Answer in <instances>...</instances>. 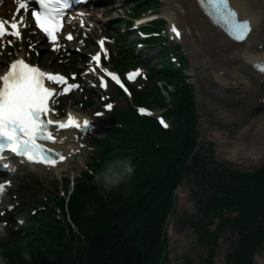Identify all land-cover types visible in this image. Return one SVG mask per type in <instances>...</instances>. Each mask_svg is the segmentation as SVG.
Listing matches in <instances>:
<instances>
[{
	"label": "rangeland",
	"instance_id": "rangeland-1",
	"mask_svg": "<svg viewBox=\"0 0 264 264\" xmlns=\"http://www.w3.org/2000/svg\"><path fill=\"white\" fill-rule=\"evenodd\" d=\"M97 2L90 6L89 15L94 17L93 20L87 23L88 26L76 29L73 34L76 40L64 43L60 49L45 48L40 43L23 49L18 43L14 48H6L8 45L3 49L0 47V59L6 61L1 66L0 75L10 61L20 56L43 70L66 75L70 84H78L79 87L72 89L69 95L55 96L51 116L54 122L60 123L69 115H77L91 125L75 176L66 170L53 173L47 169L17 164L12 165L9 171L0 172V186H4L5 182L10 184V188L3 187V191H0V222L7 223L10 234L7 240H0V256L4 257L7 264H34L33 259L37 264V254L58 250L59 245L54 244L56 241L66 242L67 247H72L75 242L72 236L83 235L84 230L91 232L101 228L94 223L101 222L96 214L88 218L87 212L81 215L87 205L73 214L72 221L70 214L74 211L72 204L69 207V202L77 199L80 200V206L83 204L81 195L72 199L75 187H89V193L92 194H83L84 197H96L93 203L98 206L99 196L103 199L104 209L112 205L111 199L116 198V195L120 200L135 203L138 198L131 195L135 192L131 190L132 185L139 180L136 171L130 181L114 189L116 195L114 192L102 194L100 189L99 195H96V191L93 192L95 188L97 190L94 184L81 182L86 179L84 176L90 177L92 181L90 170H98L109 159L131 158L128 154L111 151L109 143L117 129L147 131L154 137L156 147L167 148L169 152L174 143L170 134L180 130L179 110H186L189 111L187 117L191 114L194 118L196 141L193 152L188 154L186 160L185 170H190L179 178L171 193L174 210L167 215L162 225L161 242L156 251L158 263L228 264L227 257L237 247L239 237L225 218L232 219L236 213L223 211L219 216L209 214L208 207L214 192L203 184L199 175H206L204 177L209 183L218 171L224 168L234 170V165H229L219 157L221 145L212 137L215 134L225 136L230 148L237 136L244 131L250 132L262 122L264 85L251 81L246 90L232 92L220 89L215 83L211 86L206 78L198 77L190 58L188 60L186 49L172 39L169 22L164 17V0ZM258 5L254 8L250 6V11L256 17V23L264 25V5H260V2ZM263 29V26H259L251 46L257 47L260 40H264ZM102 39L106 41L107 58L98 44ZM97 53L101 57L99 65L91 59ZM131 70L141 75L136 82L126 84L124 75ZM109 72L121 80L128 89L127 93L106 75ZM101 80L107 85V91L100 89ZM187 97L192 99L191 108ZM108 104L112 105V109L106 108ZM161 120L167 124L164 130L160 129ZM102 143L107 144L104 153L101 152ZM193 158L194 162L191 160ZM262 164L264 160L258 165ZM144 175L143 178H147ZM182 193L186 198L183 204L178 198ZM116 208L119 207L101 212L106 216L105 220L110 219ZM84 219L88 226L79 223ZM20 220L22 224L18 223ZM249 226L253 232L264 229V219L253 221ZM213 232H216V236L214 234L210 239L203 236ZM61 248L65 250L64 245ZM251 258L252 264H260L258 260H264V245Z\"/></svg>",
	"mask_w": 264,
	"mask_h": 264
},
{
	"label": "trees",
	"instance_id": "trees-1",
	"mask_svg": "<svg viewBox=\"0 0 264 264\" xmlns=\"http://www.w3.org/2000/svg\"><path fill=\"white\" fill-rule=\"evenodd\" d=\"M166 71L169 70L166 69ZM187 99L190 107L192 99L190 97ZM188 113L189 111L179 110L180 130L175 131L179 134L171 147L173 149L169 152H167V148L156 147L154 137L147 131L134 132L117 129L109 146L111 151L130 155L139 176L137 183L132 185L131 192H135L131 195L138 199L135 203L125 199L120 200L115 194L116 191L112 190L109 193L114 192L116 198L112 196V205L105 210L103 199H100L99 196H97L100 200L98 206L93 203L96 197L94 199L84 197L83 194H92V192L89 193V187L85 189L75 187L72 199L81 195L83 204L80 206V200L77 199L69 202V207L72 204L71 208L74 211L70 214L72 221L76 211L87 205L85 211L81 213L83 215L88 211V207L94 205V214L92 215L96 214L101 218V222L94 223L101 228L91 230V232L84 230L83 235L72 236V240L75 241L72 247H67L66 242L57 243L56 241L54 244L59 245L58 250H51L42 255L36 253L37 256L35 254L37 264H159L156 251L161 242L164 220L173 211L171 193L179 178L181 179L190 170L188 168L185 170L186 160L196 141L193 127L194 118L191 114L187 117ZM166 134L168 135L169 132ZM102 144L101 152L104 153L107 144ZM167 153L168 156H165ZM191 160L193 161L195 158ZM218 172L209 183L205 178L206 175H204L205 177L199 175L203 184L214 192L208 212L210 215L216 216L221 215L223 211L229 214L236 213L232 219L225 218L235 228L239 237L237 247L227 257V263L252 264V255L264 245V229H257L253 232L249 226L253 221L264 219V168L253 173L242 174L229 171L226 168ZM140 173L145 174L147 178L144 179ZM84 178L86 179L82 180V184H93L90 177L84 176ZM93 192L99 195L98 188L97 190L95 188ZM90 203L91 205H88ZM145 204L147 205L142 210L141 207ZM114 206L119 208L114 209L110 219L106 218L105 220L106 216L101 212L109 211ZM134 207L136 210H130ZM86 217H91V215L87 214ZM79 223L88 226L85 219ZM216 232L210 235L207 232L203 236L210 239L214 234L216 236ZM61 245H64L65 250L61 248ZM33 263L35 264V259H33Z\"/></svg>",
	"mask_w": 264,
	"mask_h": 264
},
{
	"label": "bare ground",
	"instance_id": "bare-ground-1",
	"mask_svg": "<svg viewBox=\"0 0 264 264\" xmlns=\"http://www.w3.org/2000/svg\"><path fill=\"white\" fill-rule=\"evenodd\" d=\"M90 1L95 4L99 3L97 0H89V2ZM229 2L231 7L236 9L238 17H240L242 21L249 20L253 28L252 34L247 38L244 44L236 45L224 37L221 32L213 27L209 20L203 16L199 8H197L195 0H164V17L169 22L170 30L175 27L179 31V37L172 32V39L186 49L187 56H189L188 60L190 58L192 66L196 69V75L206 78L211 86H214L215 83L218 84L217 87L222 90H229L232 92L237 90L238 92L246 90L251 85V81L258 83V85H264V74L259 75L252 71V66L254 64L264 62L263 38L260 40L261 42L257 47L251 46L259 26L264 27V25H258L256 23V17H254L253 13L250 11V6L252 8L259 6L258 2H260V5H264V0H229ZM10 7L11 5L8 2L4 3L5 9H9ZM11 18L15 19V17ZM93 18L85 13L83 16V23H89ZM16 22L20 29V38L17 39L11 36L12 41L10 46H15L18 43L20 48L23 49L29 45L38 44L39 41L33 38L29 32L28 35L22 32L19 19L16 18ZM73 24L81 26V20H77L70 25L74 26ZM10 31L11 28L9 27V32ZM1 45L2 42H0V46ZM260 45H262V48H259ZM18 59L22 58L18 56L16 60ZM5 62L6 61L3 59H0V71L3 69L1 66L6 64ZM68 117L60 123H66ZM72 117L74 120L80 122L81 125L83 124L84 121L81 117L77 115ZM90 129L91 125L89 123L80 129L70 127L59 132H55V128L53 127L56 142L51 149L62 153L65 160L57 164L55 169H46L53 173L66 170L70 175L75 176L78 173L79 162L82 159L81 154L83 148L86 146L85 144ZM250 130V132L244 131L245 133L242 132L237 136L234 142H232L233 146L230 148L228 147V142L224 139L225 136L215 134L212 139H214L219 146L221 145L219 148V157L229 163V165H235L238 169H250L263 162L264 119ZM177 134L179 133L170 134L173 141L177 138ZM74 154L77 156L76 162L72 163V156ZM7 160L8 159L4 157L2 163H5ZM178 196L179 202L183 204V202L186 201L185 194L183 195L182 193V195L180 194ZM172 210H174V207ZM261 261L262 264H264L263 258ZM261 261L258 260L260 264Z\"/></svg>",
	"mask_w": 264,
	"mask_h": 264
},
{
	"label": "snow or ice",
	"instance_id": "snow-or-ice-1",
	"mask_svg": "<svg viewBox=\"0 0 264 264\" xmlns=\"http://www.w3.org/2000/svg\"><path fill=\"white\" fill-rule=\"evenodd\" d=\"M198 2L210 18L225 25L227 34L236 41H242L250 31L248 22H241L237 19L235 12L229 8L227 0H198ZM33 4L36 7H33ZM70 8V0H19L17 13L19 14L21 10L24 13L20 16L19 24L27 26L25 17L30 11L35 28L39 29L49 42L56 45L57 34L63 28V21ZM78 15L81 17V26H83V13H78ZM5 23V21H0V39L5 36L19 39L20 29L16 20L9 23L10 32L6 31ZM171 31L177 37L180 36L175 27ZM66 38L71 40V34ZM105 43L103 39L98 41L101 52L107 58ZM91 59L99 65L100 53ZM106 75L126 93L128 92L115 74L109 72ZM138 75V71L131 73L127 79L132 81ZM46 81L57 85L66 83L63 76L46 73L39 67L26 63L23 59L14 61L6 74L0 76V162L3 161V153L7 150L30 163L55 167L59 162H63L65 157L44 146L47 143L56 142L53 127L55 132H59L70 127L80 129L87 125L88 121L85 120L81 125L72 116L68 117L66 123H58L46 118L50 112V101L54 100L56 95L66 94L79 87L78 84H68L63 88L62 93H56L45 86ZM99 86L107 87L103 80ZM106 108L110 110L112 105L108 104ZM140 112L144 113V110L140 109ZM97 115L99 116L100 113ZM160 123L163 127H167L163 120ZM4 167L7 168L8 165L4 164ZM3 187L0 186V191H3Z\"/></svg>",
	"mask_w": 264,
	"mask_h": 264
},
{
	"label": "clouds",
	"instance_id": "clouds-1",
	"mask_svg": "<svg viewBox=\"0 0 264 264\" xmlns=\"http://www.w3.org/2000/svg\"><path fill=\"white\" fill-rule=\"evenodd\" d=\"M135 173V166L130 158L117 157L109 159L100 165L98 170H90L92 183L101 190V193L110 192L130 181ZM94 205L88 207L87 214H94ZM18 223H23L22 220ZM8 225L0 222V240L9 238ZM27 258V253L24 254ZM0 264H7L4 257L0 256Z\"/></svg>",
	"mask_w": 264,
	"mask_h": 264
},
{
	"label": "water",
	"instance_id": "water-1",
	"mask_svg": "<svg viewBox=\"0 0 264 264\" xmlns=\"http://www.w3.org/2000/svg\"><path fill=\"white\" fill-rule=\"evenodd\" d=\"M73 160L75 161V157L73 158ZM233 166V165H232ZM231 166V167H232ZM235 166V165H234ZM262 167H264V164H262V165H255V166H253V168H250V169H238L236 166L233 168V169H235L236 171H239V172H248V173H252L253 171H257V170H259L260 168H262Z\"/></svg>",
	"mask_w": 264,
	"mask_h": 264
}]
</instances>
